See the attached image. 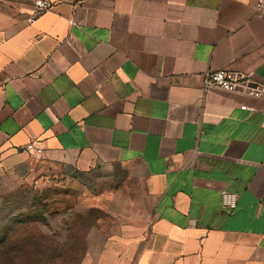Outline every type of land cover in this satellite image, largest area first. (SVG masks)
Returning <instances> with one entry per match:
<instances>
[{"label":"crops","instance_id":"1","mask_svg":"<svg viewBox=\"0 0 264 264\" xmlns=\"http://www.w3.org/2000/svg\"><path fill=\"white\" fill-rule=\"evenodd\" d=\"M32 1L0 0V183L91 196L82 264H264V99L202 89L206 70L264 84V12L48 0L26 24Z\"/></svg>","mask_w":264,"mask_h":264},{"label":"rangeland","instance_id":"2","mask_svg":"<svg viewBox=\"0 0 264 264\" xmlns=\"http://www.w3.org/2000/svg\"><path fill=\"white\" fill-rule=\"evenodd\" d=\"M87 194L55 176L0 183V264H82L103 217Z\"/></svg>","mask_w":264,"mask_h":264},{"label":"built area","instance_id":"3","mask_svg":"<svg viewBox=\"0 0 264 264\" xmlns=\"http://www.w3.org/2000/svg\"><path fill=\"white\" fill-rule=\"evenodd\" d=\"M31 4L33 12L24 19L26 24H30L35 17L46 11L50 6L48 0H33ZM253 10L256 14L264 12V0H253ZM202 89L204 91L217 89L224 92L241 93L250 97L264 99V84L258 81L251 71L206 70L202 74ZM239 108L252 111V108L244 105H241ZM24 148L34 154L41 152L39 147L32 145V142L27 143ZM235 199V194L225 192L221 194V204L227 209L234 207Z\"/></svg>","mask_w":264,"mask_h":264}]
</instances>
